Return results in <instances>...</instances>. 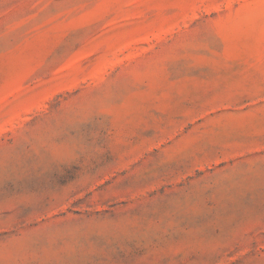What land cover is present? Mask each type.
I'll use <instances>...</instances> for the list:
<instances>
[{"label":"rangeland","instance_id":"rangeland-1","mask_svg":"<svg viewBox=\"0 0 264 264\" xmlns=\"http://www.w3.org/2000/svg\"><path fill=\"white\" fill-rule=\"evenodd\" d=\"M0 264H264V0H0Z\"/></svg>","mask_w":264,"mask_h":264}]
</instances>
